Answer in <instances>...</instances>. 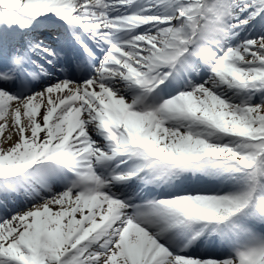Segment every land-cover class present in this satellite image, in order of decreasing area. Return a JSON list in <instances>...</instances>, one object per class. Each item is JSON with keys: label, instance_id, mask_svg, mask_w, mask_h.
I'll return each instance as SVG.
<instances>
[{"label": "snow or ice", "instance_id": "snow-or-ice-1", "mask_svg": "<svg viewBox=\"0 0 264 264\" xmlns=\"http://www.w3.org/2000/svg\"><path fill=\"white\" fill-rule=\"evenodd\" d=\"M0 138V264H264V0H0Z\"/></svg>", "mask_w": 264, "mask_h": 264}, {"label": "bare ground", "instance_id": "bare-ground-1", "mask_svg": "<svg viewBox=\"0 0 264 264\" xmlns=\"http://www.w3.org/2000/svg\"><path fill=\"white\" fill-rule=\"evenodd\" d=\"M8 135V132L6 131L5 133H4V136H7ZM0 140H2V138H0ZM210 187H214L213 185H211Z\"/></svg>", "mask_w": 264, "mask_h": 264}, {"label": "rangeland", "instance_id": "rangeland-1", "mask_svg": "<svg viewBox=\"0 0 264 264\" xmlns=\"http://www.w3.org/2000/svg\"><path fill=\"white\" fill-rule=\"evenodd\" d=\"M213 186H215V185H213Z\"/></svg>", "mask_w": 264, "mask_h": 264}]
</instances>
